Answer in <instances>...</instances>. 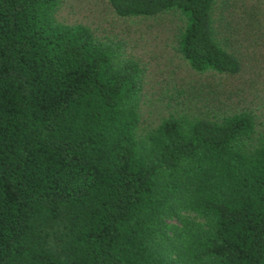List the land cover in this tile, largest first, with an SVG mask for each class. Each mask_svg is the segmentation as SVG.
Wrapping results in <instances>:
<instances>
[{"label": "trees", "instance_id": "16d2710c", "mask_svg": "<svg viewBox=\"0 0 264 264\" xmlns=\"http://www.w3.org/2000/svg\"><path fill=\"white\" fill-rule=\"evenodd\" d=\"M224 0H108L177 12L176 50L233 74ZM59 0H0V264H264V130L247 110L137 130L141 69ZM264 14V12H263Z\"/></svg>", "mask_w": 264, "mask_h": 264}, {"label": "rangeland", "instance_id": "374dc122", "mask_svg": "<svg viewBox=\"0 0 264 264\" xmlns=\"http://www.w3.org/2000/svg\"><path fill=\"white\" fill-rule=\"evenodd\" d=\"M216 11L222 44L240 60V70L233 74L196 72L188 66L176 50L184 22L177 12L120 16L108 0H59L53 17L86 25L118 55L137 62L139 132L169 113L242 109L252 114L254 136L264 130V0H224Z\"/></svg>", "mask_w": 264, "mask_h": 264}]
</instances>
